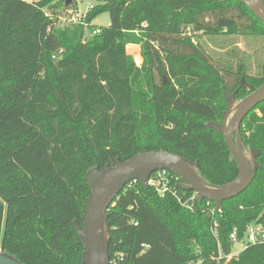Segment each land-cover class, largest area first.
Returning <instances> with one entry per match:
<instances>
[{
	"label": "trees",
	"instance_id": "1",
	"mask_svg": "<svg viewBox=\"0 0 264 264\" xmlns=\"http://www.w3.org/2000/svg\"><path fill=\"white\" fill-rule=\"evenodd\" d=\"M89 1V33L100 30L83 40V25L53 26L66 0H0V250L24 264H85L74 221L82 223L93 167L165 150L213 185L234 179L237 163L206 123L222 120L223 88L239 100L264 81V22L244 2ZM103 12L109 24L94 25ZM212 38L222 52L204 44ZM127 44L139 45L140 65ZM242 76L250 90L239 86ZM239 132L259 151V167L214 215L217 239L213 201L194 199L191 210L129 181L107 210L110 264H216L217 240L228 252L234 228L242 238L249 222L264 219V101ZM179 183L180 195L193 193ZM225 264H264V244Z\"/></svg>",
	"mask_w": 264,
	"mask_h": 264
},
{
	"label": "water",
	"instance_id": "2",
	"mask_svg": "<svg viewBox=\"0 0 264 264\" xmlns=\"http://www.w3.org/2000/svg\"><path fill=\"white\" fill-rule=\"evenodd\" d=\"M69 1L66 0L65 4L68 5ZM239 1L246 3L249 10L264 22V0ZM239 86L251 89V85L244 80L243 76ZM236 91L229 92L223 88L226 109L222 113V120L206 123L208 127L223 135L237 163L238 173L231 181L213 185L197 173L194 164L179 154L165 150L139 152L124 161L117 159L113 166L105 165L103 169L93 167L85 173L84 178L90 186V191L85 199L82 223L74 221L77 235L85 247L81 257L83 263L110 264L107 210L117 194L131 180H138L146 187V181L151 172L167 169L179 178V187L182 190H191L196 193V201L207 199L219 207L222 206L223 200L238 195L249 186L259 167L255 160L259 151L244 146L239 130L243 118L249 111L264 101V81L239 100L235 98ZM0 264L24 263L0 250Z\"/></svg>",
	"mask_w": 264,
	"mask_h": 264
},
{
	"label": "built area",
	"instance_id": "3",
	"mask_svg": "<svg viewBox=\"0 0 264 264\" xmlns=\"http://www.w3.org/2000/svg\"><path fill=\"white\" fill-rule=\"evenodd\" d=\"M28 2H33L37 0H25ZM93 7L92 3H89L86 11L83 13H68L66 17H63L62 15H59V13L56 16V21L53 22V26L55 27H64L69 24H80L83 25L84 30L86 27H89L90 23L86 21V16L88 11ZM44 14L47 17L54 18L52 13L45 8ZM60 22V23H59ZM50 29V28H49ZM99 28L95 27L91 33H84L83 40H86V38L90 34H95L99 32ZM175 175V174H174ZM179 178L175 175V178L170 174V171L167 169H158L150 173L149 177L147 178L146 184L147 186L153 187L161 194H172L175 196L177 201L183 206L188 209H193V200L196 199V193L193 191L191 195H188L184 197L183 195H180L176 189L174 183L177 184V180ZM135 181V180H131ZM127 184V183H126ZM208 201V205L211 202ZM209 213L213 215L212 218V224H211V232L213 236L217 239V230L219 226V222L217 218L214 216L216 213L221 212V208L215 204V206H212L210 204V207L208 209ZM229 240L232 244L231 250L226 252L223 247L220 245L219 241L217 240V250L216 254H212L210 258L214 261H216V264H225L227 261H229L231 258L238 255V253L243 250L247 245L252 244H264V219L263 220H254L252 222H249L245 228L244 234L242 238L238 237V231L236 228H234L230 234H229ZM238 244L241 247L240 251H235L234 246ZM189 264H197L196 261L189 262Z\"/></svg>",
	"mask_w": 264,
	"mask_h": 264
},
{
	"label": "rangeland",
	"instance_id": "4",
	"mask_svg": "<svg viewBox=\"0 0 264 264\" xmlns=\"http://www.w3.org/2000/svg\"><path fill=\"white\" fill-rule=\"evenodd\" d=\"M89 3H92L91 1L89 0H70L69 1V4L66 5V8H62L61 12L59 13V15H62L63 17H66L68 15V13H83L86 11V8L88 6ZM53 3H51L52 5ZM93 4V3H92ZM50 6V5H49ZM51 7V6H50ZM60 23V22H59ZM94 25L96 26H107L109 24V15L107 12H103L101 14H99L92 22ZM85 33L87 34L88 33V27H86L85 29ZM196 36L197 35H200V36H203L202 33H198V34H195ZM239 37V40L237 41V46L241 49H245L246 47V44L244 43L245 42V39L242 38L241 36H238ZM194 38V36H193ZM204 39H207V37H205ZM218 41L216 40H213L212 39H208V40H205L204 41V44L207 45L208 49L211 50L212 54L215 51H219V52H222L223 50H219L221 48L217 47V43ZM126 51L128 54H130L135 63L137 65H140L141 64V61H142V58H141V55H140V47L138 44H127L126 45ZM256 65H252L251 67V71H254L256 70ZM235 248V251H240L241 250V247L240 245L236 244L234 246Z\"/></svg>",
	"mask_w": 264,
	"mask_h": 264
}]
</instances>
